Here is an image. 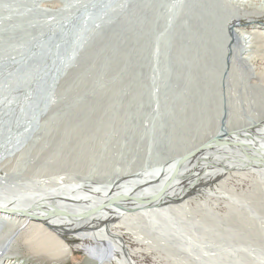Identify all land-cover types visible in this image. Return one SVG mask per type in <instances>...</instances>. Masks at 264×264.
I'll return each instance as SVG.
<instances>
[{
	"label": "bare ground",
	"instance_id": "6f19581e",
	"mask_svg": "<svg viewBox=\"0 0 264 264\" xmlns=\"http://www.w3.org/2000/svg\"><path fill=\"white\" fill-rule=\"evenodd\" d=\"M169 2L0 1V52L53 55L41 65L34 58V65L27 69L4 64L5 76L8 74L12 84L0 85V264H20L11 254L20 248L21 238H31L29 235L38 231L50 240L43 254L47 258L75 250L83 251L89 264H139L150 250L169 249L179 254L183 250L180 252L178 245L183 244L190 255L203 262L220 258L226 263L228 259L238 262V257L246 264H261L256 258L264 249V89L248 83L258 76L250 52L255 40L264 34L257 25L259 18H264V0H178L179 6L171 13L173 2ZM169 49L172 55L160 54ZM79 53H124L126 66L118 64L119 69L109 74L119 78L117 86L127 87L114 88L116 104L108 115L99 113V102L88 101L85 108L75 105L64 112L58 122L68 126L79 122L91 128L106 118L120 119L117 111H121L128 119V137L136 140L135 136L142 135L139 140L145 141L142 163L114 169L104 180L87 176L80 180L23 178L17 163L30 158L49 130L44 119L52 122L50 115L57 108V94L62 89L59 84L67 82ZM161 57L166 63L160 68ZM52 59L57 65L51 71L48 62ZM104 62L99 71L102 75L108 67L113 68L108 55ZM76 69L70 77L76 75L74 81L83 73ZM242 74L249 80L247 85ZM4 90H8V97H2ZM234 92L241 94L237 97ZM147 99L152 101L155 120L152 124L149 120L148 127L143 123L145 133L140 134L134 117L140 116ZM165 103L167 109L164 106L162 110ZM187 107L190 112L186 113ZM61 142L55 138L52 147L59 148ZM38 153L36 150L34 157ZM177 165L179 170L173 177ZM199 196H205L204 200ZM221 204L230 212L221 214ZM194 210L203 214L199 227L206 234L210 231L204 225L222 231L224 246L236 247L239 245H228L242 242L256 247V242L259 253L241 246L234 254L203 247L193 236L195 224L190 214ZM168 233L177 241L169 243ZM210 235L211 241L215 237ZM67 239L78 242L71 248ZM159 257L157 253L155 264H159Z\"/></svg>",
	"mask_w": 264,
	"mask_h": 264
},
{
	"label": "rangeland",
	"instance_id": "374dc122",
	"mask_svg": "<svg viewBox=\"0 0 264 264\" xmlns=\"http://www.w3.org/2000/svg\"><path fill=\"white\" fill-rule=\"evenodd\" d=\"M177 1L178 0H174V1L170 0L169 3L173 2V5L171 6L168 4L169 7L171 6V8H170L171 11L170 10L168 11L169 13L173 12V10H175L179 6L178 4H176V3H178ZM2 4H4V3H2ZM169 13H167V11H166V14H167L166 16H168ZM245 22L246 21H242V24L246 25ZM257 25L259 27H261V31L264 32V30H263L264 29V18H259ZM245 28H247V27H245ZM263 47H264V34H262L261 36H259V38H257V40H255V43L252 45V48H251V52H250V53H252L251 59L253 58L252 64L255 68V72L257 71L256 73L258 74V76L256 78H254L253 80H251V82H249L248 84L251 83L252 85H254L256 87L260 86V87H263V89H264V85H263L264 84V48ZM161 53H164V56L169 55V54L170 55L173 54L172 51H170V49L168 51H164V52L162 51V52H160V54ZM123 54L124 53H108V54L107 53H79L77 55V57L74 58V63L72 65V69L67 74L68 78L66 77L67 82L62 80L63 83L59 84V86H61V84H62V86H61L62 92L60 91V93L57 94V98H56V101L58 100L56 102L57 108L54 109L50 115V116H53L54 118H53L52 122H51L50 118H49V120L44 119L45 127H46L45 129L49 128V130L48 131L46 130L47 133L43 134V138L40 140L41 141L40 145L39 144L37 145L39 147L36 146V150H39L37 157L36 156L34 157V155H35L34 153H36V150H35L31 154L30 158H25V159L22 158L23 160L21 159V160H19L20 163H17L18 168L22 169L21 173H22L23 178H28V179L31 178L32 179V177H35V176L40 177V178H46V177L56 178L57 176H59V177L72 178L74 180H80L81 178H85L84 176H87L86 178L92 177L94 179V177H95V180H99V178L101 180H104V179H107L108 176L110 177L112 175L114 169H117V168L120 169V168H122V167H124L130 163H131V166L138 165V164H140V162L142 163V161H140V160L142 158L141 153L145 152V149H144L145 148V141L143 142V141L139 140V138L142 135H138L139 137L135 136V139L137 141L133 140L130 136L128 137V132H129L128 124H127L128 119H126V116L122 115L121 111H117L118 114H120V117H121L120 119H116L113 117H110L111 119L106 118L105 122L102 121L97 125L93 124L91 126V128H89L90 127L89 125L86 126L84 123L79 124V122H74L71 125L69 124V126L64 125L63 122L61 123L60 122L61 120H59V122H58L60 115H62L64 112L73 109L75 107V105H76V107H78L79 105L80 106L84 105L88 101L94 102V104H98V102H99V104H100V105L98 104L99 113H101L102 116L108 115L109 112L114 111V104H116V103L112 99L113 98L112 95H114L112 93V91L117 89L119 86H120V88H122V86L126 88L127 86H125V84H123L121 86L120 85L121 83L119 84V86H117L119 83V78L118 77L113 78V77H111L112 75H110L109 73L111 70L115 71V69H119V68H117V67H119V65L126 66L127 63H124L123 59H122ZM106 55H108V59H110L112 61L113 68L108 67L107 72L102 75L99 71L102 70V69H100V67H102L104 65V63H105L104 60L106 58ZM51 57H52V55L50 53L44 54V53H1L0 52V85L12 84L8 74H6L7 77L5 76V73L7 71L5 69H7V68L4 67V64L6 66L7 62H10L11 65H13L17 69H19V68L20 69H27L30 67L29 65H34V62H33L34 58L36 60V64L41 65L42 60L44 61V59H51ZM75 60H76V62H75ZM164 61L166 63V58L161 57L160 68L162 67V64H164L163 63ZM53 62H54L53 59L48 62V64H49L48 66L51 67V68H49V70L51 69V71L53 69L52 66L57 65L56 62L54 64H52ZM74 69L83 70V73L75 81L73 79H75L76 75L74 76V78L70 79V77L72 76L71 73ZM163 71L165 72V70H161V72H163ZM109 77H110V80L112 82L109 80ZM68 79H70V80H68ZM241 79L247 85V82L249 80L246 79L244 74L241 75ZM79 81H81V82H79ZM5 85H2L1 87L5 86ZM214 89H215L214 96L216 97V95L218 94L217 93L218 91L216 90V86H214ZM221 92H222V90H221ZM2 94H3L2 97H8L10 95L8 93V90H4L2 92ZM222 94L224 96V94H226V93H224V91H223ZM240 94H241V92H238V93L234 92L233 95L234 96L237 95V97H238V96H240ZM230 95H232V94H230ZM25 102H26V100L23 101V104H25ZM135 102H137V101H135ZM142 104L141 105L143 107L141 106V108H140L141 109L140 116L136 115L134 117L135 121H136L135 124L132 122V124H134L136 126L137 133L140 132V134L145 133V131L142 128L143 123H145V126L148 127V126H150V122L152 124L153 121L155 120V113L151 112L152 101L150 99H147V103H146V101H144ZM147 104H149L148 107H147ZM164 106L167 109V103H165L164 105L161 106L162 110L164 109V108H162ZM85 107H86V105H84V108ZM105 111H107V112H105ZM183 111L185 112V110H183ZM187 112H190L189 107L186 108V113ZM81 118H83V116ZM112 118H113V120H112ZM121 119H122V121H121ZM149 120H151V121L149 122ZM56 122H58V125H56ZM65 123H67V122H65ZM198 123L199 122H197V124ZM76 124H79L80 126L79 125L77 126ZM89 124H92V123L90 122ZM102 124H104V125L102 126ZM136 124H138V125H136ZM73 125H76V126H73ZM110 125H111V128H110ZM140 126H141V128H140ZM189 126H191V122L188 123V127ZM71 127H73V128H71ZM122 127H124V129H122ZM76 128H77V130H76ZM85 128H87V129H85ZM130 128L131 127H129V129ZM89 129H90V131H89ZM131 129H130V131H131ZM110 130L111 131L114 130V132H111ZM142 130H143V132H141ZM68 131H70V132H68ZM75 132L77 133V137H76ZM109 132H111V133H109ZM74 134H75V136H74ZM78 134H82V136H80V135L78 136ZM58 135H60V136H58ZM61 135L65 136V139H66L65 142H63L64 137L62 138ZM69 135H70V137H69ZM52 136H53V138H51ZM55 138H60V142L62 141L61 142L62 144L60 143L59 148L52 147L53 143H51V141L55 140ZM69 138H71V139H69ZM82 139H83V141H82ZM87 139L90 141H86ZM76 142H77V144H76ZM83 142H85L88 145L84 144ZM63 143H65V144H63ZM41 144H43V145H41ZM74 144H75V146H74ZM143 144H144V146H143ZM84 146L86 148H84ZM132 146H135L134 148H136V149H131ZM60 149H62V150H60ZM85 152H87V154ZM66 154H67V156H66ZM106 154H109V155L106 156ZM44 155H46V156H44ZM81 156H83V157H81ZM100 156H101V158H100ZM84 157H85V160H84ZM115 157H116V159H115ZM94 158L95 159L98 158V159L95 160ZM32 159H33V161H32ZM55 159L57 162H55ZM60 159L62 161H59ZM134 159H136V161ZM86 160H89V161H86ZM107 160H108V162H107ZM22 161H23V163H22ZM94 161H95V163H94ZM101 161L104 164H101ZM133 162H134V164H133ZM42 163H43V165H42ZM87 163H88V165H87ZM20 164H22V165H20ZM93 164H94V166H93ZM108 164H109V167H108ZM118 165H120V167ZM32 166H34L35 169ZM90 166H91V168L92 167L93 168L91 169ZM99 166H100V170L98 168ZM29 167H30V169H29ZM95 168H96V170H95ZM40 169H42V170L40 171ZM89 169H91L92 173H91V171H89ZM70 170H72V171L70 172ZM82 170L84 173L82 172ZM85 170L88 171V173ZM99 171L101 172V174H99ZM106 171H108V172H106ZM85 173H86V175H85ZM93 173H95L97 177L94 176L95 174H93ZM106 173H109V174H106ZM102 174H104V175H102ZM80 175H82V176H80ZM79 177H80V179H79ZM33 180L34 179H32V181ZM32 181L28 180V182H32ZM244 189H246V188L244 187ZM203 197L205 198V196H201L200 198H202V200H204ZM223 207H225L223 204H221L219 207V209H221V210H219L221 214H223L225 212L227 213V211H229L227 209L225 210ZM190 216H191L192 222L195 224V226L193 228V230H194L193 236L195 238V241L199 242V244H201L203 247L210 249V250H217V249L221 248V249H224L226 251H231L230 254H234L235 253L234 250H237V249L239 250V248H237V247L241 246L242 248H240V249L249 251V248H250L251 251L254 250L252 252H256L257 254L259 253V250L261 248L259 245L256 244V242H254L256 247H254V246L247 247L245 245H242L244 243L238 242V241H236L238 243H234L233 245L230 244L228 246H234V245H239V246H236V247L234 246L231 248L224 246V245H226L225 238H223L220 235V234H222V231L219 228H209V226L204 225L203 226L204 229H206L207 231H210V233H211V231L213 232L212 235H210V233L208 232L207 233L208 236H205V235H207L205 233V230H202V228L199 227V226H201V224H203L202 223L203 214L194 210L191 212ZM235 226H238V224L235 223ZM241 226H240L241 229H245V230L247 229L246 227H241ZM240 228H238V229H240ZM209 235L211 236V239L215 237L216 240H214L215 239L214 238L210 241ZM218 235H220V236H218ZM29 236L31 238H28V237L21 238L19 240L20 248L17 249L16 253L11 254V256H13V258L15 256V258H16L15 261H19L20 264H89V263H87L88 257L83 251L73 250L69 254L67 252V254L65 256H58L57 258H53V257L47 258V256H45L46 255L45 246L50 242L49 238L46 237L45 234H42V231H38L36 235H29ZM31 239H33V240H31ZM166 240H168L169 243H174L177 241V239L175 237L173 239V237L171 236L170 233H168L166 235ZM66 242L70 245L71 248H73V246L78 241L75 239H71V240L67 239ZM40 244H41V248L39 247ZM246 244L248 245V243H246ZM132 246H133V248L138 247L137 245H132ZM155 246L156 245H154V247ZM178 247H179L180 252L182 250L184 251V252L183 251L181 252V253H185L184 255H182L181 253H179V254L170 253V252H168L169 249H168V251H163V252H162V250H161V252L158 251L157 253L158 254L160 253V255H161V257H159V264H178V263L179 264H233V263L234 264H243V263L246 264L245 260L241 259L244 261L243 262L237 256H235V257H237V260H238V262L235 261L236 263L235 262H229V260H230V259H228L229 257L228 258L226 257L228 259V261L226 260L227 263L225 262V258H223L224 261H222V258H220V259H213L211 261H204L203 262V260H201L199 257H195L192 253L190 255L189 254L190 252L187 249H185L183 244L181 246L178 245ZM263 250L264 249H262V251ZM262 251L260 250V254H258V257H259V255H260V257L256 258V259L260 260L261 264H264V251L263 252ZM261 252L263 253V256L261 255ZM157 253H155L154 250H150L149 255H144L143 261L139 260L138 263L139 264H155L154 257L156 256ZM43 254H45V255H43ZM56 254L57 253H55V255ZM257 254H254L253 256H255V255L257 256ZM186 255H189V256H186ZM189 257H190V259H189ZM193 258L196 259V261H193ZM59 259L60 260L62 259V261H60ZM247 264H254V262L253 263L248 262Z\"/></svg>",
	"mask_w": 264,
	"mask_h": 264
},
{
	"label": "water",
	"instance_id": "95a60500",
	"mask_svg": "<svg viewBox=\"0 0 264 264\" xmlns=\"http://www.w3.org/2000/svg\"><path fill=\"white\" fill-rule=\"evenodd\" d=\"M231 45H232V44H231ZM231 45H229V47H231ZM58 55H59V53H58ZM58 55H57V58H58ZM52 56H53V55H52ZM31 93H32V92H31ZM48 93H49V92H47L45 95L43 94V96H44V100H45V98H47ZM26 96L28 97V93H27ZM216 143H218V141H217ZM191 155H192V154H191ZM191 155H189V156H191ZM184 159H185V158H184ZM178 166H179V165H177V167H176V169H175V171H174V173H173V177L175 176V174H176L177 171L179 170Z\"/></svg>",
	"mask_w": 264,
	"mask_h": 264
}]
</instances>
